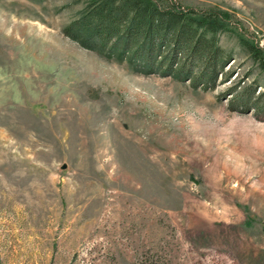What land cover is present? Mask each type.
<instances>
[{"label":"rangeland","instance_id":"1","mask_svg":"<svg viewBox=\"0 0 264 264\" xmlns=\"http://www.w3.org/2000/svg\"><path fill=\"white\" fill-rule=\"evenodd\" d=\"M171 1L228 16L212 89L66 36L83 2L0 0V264H264V95L228 91L264 92V0Z\"/></svg>","mask_w":264,"mask_h":264},{"label":"trees","instance_id":"2","mask_svg":"<svg viewBox=\"0 0 264 264\" xmlns=\"http://www.w3.org/2000/svg\"><path fill=\"white\" fill-rule=\"evenodd\" d=\"M75 1L83 2V8L62 32L87 49L126 62L137 73L170 76L204 90L214 88L219 77L232 75L219 42L228 19L223 10H196L171 0ZM240 42L264 71L263 50L243 37ZM228 91L233 104L245 110L257 107L264 95L255 86L234 85Z\"/></svg>","mask_w":264,"mask_h":264}]
</instances>
